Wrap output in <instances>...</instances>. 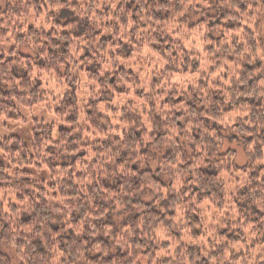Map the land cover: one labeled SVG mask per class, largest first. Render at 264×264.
Instances as JSON below:
<instances>
[{
	"label": "trees",
	"instance_id": "obj_1",
	"mask_svg": "<svg viewBox=\"0 0 264 264\" xmlns=\"http://www.w3.org/2000/svg\"><path fill=\"white\" fill-rule=\"evenodd\" d=\"M259 4L264 0H0V118L23 123L21 111L43 106L52 97L45 76L64 91L55 124L34 121L29 144L0 139V244L18 264H244L245 257L264 264V256L251 263L234 251L250 238L264 244ZM191 11L201 15L195 28L206 30L207 75L224 69L232 79L144 94L117 60L150 50L165 62L156 85L198 75L200 59L177 39ZM81 76L90 87L82 110ZM128 88L143 107H107ZM227 117L247 152L241 197L254 211L251 220L230 212L212 239L199 243L207 232L198 208L229 204L221 176L230 175L232 155L219 154ZM91 135L95 143L85 141ZM149 148L165 151L155 171L145 162ZM146 191L155 195L150 204L142 201Z\"/></svg>",
	"mask_w": 264,
	"mask_h": 264
},
{
	"label": "rangeland",
	"instance_id": "obj_2",
	"mask_svg": "<svg viewBox=\"0 0 264 264\" xmlns=\"http://www.w3.org/2000/svg\"><path fill=\"white\" fill-rule=\"evenodd\" d=\"M210 3H214L216 0H207ZM199 21H201V15L195 14L194 12H190V20L188 23L184 21L179 25L178 29V37L177 39L181 42L183 49L193 57L199 58L201 61L200 73L198 75H174L169 79L154 83L155 77L165 70V62L157 55L153 54L150 50H144L142 53L134 56L132 60L129 62L123 61L122 58L119 57L117 60L119 62V67L124 70L131 72L134 76H136L139 80L138 88H140L144 94L152 95L158 91L165 93L169 89H173L176 91L184 92L194 86H196L199 80H206L208 78L209 84H222L226 85L232 77L227 75L224 69L221 71L208 74L209 69L213 66V63L209 62L208 59L204 55L205 44L203 42V36L206 34V30L204 27L202 29L195 28ZM183 24V25H182ZM261 24V32H262V41L264 52V16L260 19ZM24 54L31 55L28 50H24ZM264 56V55H263ZM106 59H108L106 57ZM103 70L109 72V63L107 66L102 67ZM156 81H158L156 79ZM43 85L47 92H49L52 97H48V101L41 107L31 110V111H21V115L24 119L23 123H13L4 118H0V139L8 138L10 136H15L21 139L24 143H30V132L33 126L34 121L43 122L45 124H55V119L53 116L54 105L57 103L58 99L64 93L63 87L60 86L56 81H54V77H47L43 79ZM89 85L81 76V81L78 87V108L80 110L83 109L86 100L88 99L89 93ZM128 94L123 95L115 99L112 103L108 104L107 107L111 109H121L123 107H127V105L131 104L134 109H139V107H143L140 101L134 98V91L132 88L127 89ZM101 110H104L102 108ZM220 133L223 137V141L221 144V148L219 149V154H225L229 152L232 155L230 163L231 170L230 175H222L221 179L224 183V190L227 196L228 206L225 207L222 211L214 210L210 205L204 204L200 208H198L199 214L201 216L202 225L204 231L207 232V235L204 239H200L199 243H204L208 239H212L215 231L220 227L223 218L229 214L240 213L239 215H235V217L243 218V219H252L254 205L248 199L247 196L241 197V194H245V175L244 170L248 165L247 152L245 150L244 144L240 139H234V131L232 130V118H224L220 122ZM86 137V136H85ZM98 138L94 135H91L85 141L90 143H95ZM188 151V146L185 147ZM148 154L145 156V162L147 165V169L150 171H155L157 168V162L160 158L163 157L165 151L161 150H153L152 148L148 149ZM57 163H63L65 160L56 159ZM160 182L165 185H170V179L167 176H160ZM177 183V182H176ZM174 183V189L177 190L178 184ZM155 199V195L149 191H146L142 197V201L145 204H150ZM160 240H165L164 235L157 234ZM263 237L264 235H260ZM256 238V237H255ZM257 239V238H256ZM186 243H190L188 239H185ZM255 239L250 238L247 240V247H243L244 249L234 248L236 253H245L246 255L251 257L250 262L256 259L258 256H264V244H255ZM253 246V247H252ZM172 250V249H171ZM2 257V258H1ZM18 264V260L16 258L15 252L0 244V264Z\"/></svg>",
	"mask_w": 264,
	"mask_h": 264
},
{
	"label": "clouds",
	"instance_id": "obj_3",
	"mask_svg": "<svg viewBox=\"0 0 264 264\" xmlns=\"http://www.w3.org/2000/svg\"><path fill=\"white\" fill-rule=\"evenodd\" d=\"M257 8H258V11L255 13L257 16H259L261 13H264V4H259ZM169 171H172V170L170 169ZM150 239H154V237H150ZM156 243H158V241ZM244 264H248L247 257H245Z\"/></svg>",
	"mask_w": 264,
	"mask_h": 264
}]
</instances>
